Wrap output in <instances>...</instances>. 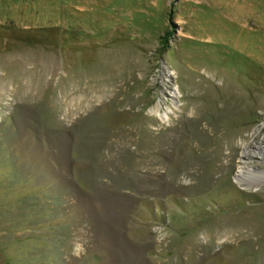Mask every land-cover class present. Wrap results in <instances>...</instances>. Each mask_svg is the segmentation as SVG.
I'll list each match as a JSON object with an SVG mask.
<instances>
[{
	"label": "rangeland",
	"instance_id": "obj_1",
	"mask_svg": "<svg viewBox=\"0 0 264 264\" xmlns=\"http://www.w3.org/2000/svg\"><path fill=\"white\" fill-rule=\"evenodd\" d=\"M264 0H0V264H264Z\"/></svg>",
	"mask_w": 264,
	"mask_h": 264
},
{
	"label": "bare ground",
	"instance_id": "obj_2",
	"mask_svg": "<svg viewBox=\"0 0 264 264\" xmlns=\"http://www.w3.org/2000/svg\"><path fill=\"white\" fill-rule=\"evenodd\" d=\"M263 177V172H253L250 168H247V171H245L242 167L236 177V180L241 186L249 187L250 184L252 185V183L260 181Z\"/></svg>",
	"mask_w": 264,
	"mask_h": 264
}]
</instances>
